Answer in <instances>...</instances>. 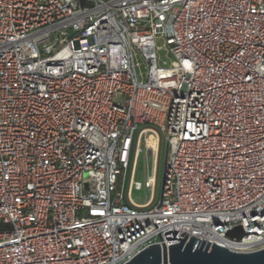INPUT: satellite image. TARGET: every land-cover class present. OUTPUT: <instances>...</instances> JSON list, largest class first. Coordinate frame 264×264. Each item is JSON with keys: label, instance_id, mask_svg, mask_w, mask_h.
<instances>
[{"label": "built area", "instance_id": "built-area-1", "mask_svg": "<svg viewBox=\"0 0 264 264\" xmlns=\"http://www.w3.org/2000/svg\"><path fill=\"white\" fill-rule=\"evenodd\" d=\"M153 224L264 248V0H0V264H126Z\"/></svg>", "mask_w": 264, "mask_h": 264}, {"label": "water", "instance_id": "water-1", "mask_svg": "<svg viewBox=\"0 0 264 264\" xmlns=\"http://www.w3.org/2000/svg\"><path fill=\"white\" fill-rule=\"evenodd\" d=\"M72 34L73 33H70V35ZM166 151L167 141L165 147L161 192L158 200L160 203L159 206L162 202ZM155 211L151 215V220L154 219ZM153 225L158 233L162 247L159 245H152L141 251L126 264H264V248L250 253H236L229 251L225 247L222 248L214 244L209 245L210 243L205 244V241L199 243L200 240L198 239L196 242L193 237L187 238V233L185 232L181 234L183 238L178 239V241L176 236L179 231L176 230H169L163 233L167 242L178 241L176 244L168 245V249H166L156 225ZM243 235L244 233L242 229L237 227L228 232L226 237L240 240Z\"/></svg>", "mask_w": 264, "mask_h": 264}, {"label": "rangeland", "instance_id": "rangeland-1", "mask_svg": "<svg viewBox=\"0 0 264 264\" xmlns=\"http://www.w3.org/2000/svg\"><path fill=\"white\" fill-rule=\"evenodd\" d=\"M163 40L157 39L156 40V46L162 47L163 46ZM139 67L137 69L138 73L141 74V76L145 73V64L142 61H138ZM164 157H165V146L164 143L161 148L160 158H159V166H158V180H157V188H156V198H155V204H157L160 192H161V184H162V175H163V166H164ZM151 157H149L145 151L141 154L135 171L134 181L139 182L142 185V189L140 191H134L132 193V198L136 203L142 204L145 203L148 199V197L151 195L150 191L144 187V184L146 182V177L151 175ZM128 175L129 171L125 174V188H124V194L125 189L128 181Z\"/></svg>", "mask_w": 264, "mask_h": 264}, {"label": "bare ground", "instance_id": "bare-ground-1", "mask_svg": "<svg viewBox=\"0 0 264 264\" xmlns=\"http://www.w3.org/2000/svg\"><path fill=\"white\" fill-rule=\"evenodd\" d=\"M147 143H148V147L151 149L153 147L152 138H149Z\"/></svg>", "mask_w": 264, "mask_h": 264}]
</instances>
